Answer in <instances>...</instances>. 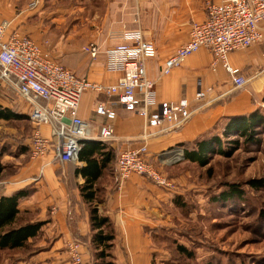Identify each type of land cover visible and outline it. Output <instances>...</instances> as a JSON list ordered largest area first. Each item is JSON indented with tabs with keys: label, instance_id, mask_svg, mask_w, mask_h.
I'll use <instances>...</instances> for the list:
<instances>
[{
	"label": "crops",
	"instance_id": "crops-1",
	"mask_svg": "<svg viewBox=\"0 0 264 264\" xmlns=\"http://www.w3.org/2000/svg\"><path fill=\"white\" fill-rule=\"evenodd\" d=\"M87 1L89 4H83L80 9L70 3L58 6L55 0H40L39 6L31 10L27 7V0L23 3L0 0V19L11 20L10 30L33 38L51 52L56 62L77 76L105 85L116 83L121 75L107 70L105 51L123 42V31L140 28L144 38L156 45L157 54L147 59L146 66L149 78L155 83L158 100L178 102L187 99L194 108H198L184 125L157 133L147 140L149 157L154 163L159 160L169 166L179 163L184 158L183 155L177 160L183 152L181 143L206 132L219 118L252 112L258 107L252 104V99L257 102L264 97V47L261 44L229 54L231 67L248 79L234 97L231 95L237 90H234L228 71L221 64L212 68L213 55L206 48L190 55L169 74L162 73L165 60L190 39L192 23L206 19L207 2L220 3L223 0ZM93 5L96 8L100 6L94 14L89 9ZM77 9L83 11L81 25L75 19ZM262 25L264 27V22ZM91 42L100 47L95 59L83 50ZM198 95H201V101L196 100ZM228 95V100L233 98L231 105L224 99ZM100 101H111V98L102 92L86 91L81 98L79 114L94 121L92 134L95 137L99 135L101 124H112L113 137L107 141H87L102 142L107 146L105 150L114 154L95 185L100 200L96 202L98 210L111 220L115 230L114 262L177 264L168 252L157 247L155 235L158 234L157 229L170 225L167 208L174 204V197L180 192L160 187L139 174L118 183L117 156L122 150L139 147L144 142L141 135L146 122L117 104L113 105L117 112L114 120L100 117L94 112ZM234 102L238 105H233ZM223 103L225 105L221 107ZM15 112L28 115L29 105L17 108ZM42 130L46 135L50 133L47 125H43ZM104 156H97L100 162ZM2 163L18 170L0 182V196L26 191L19 201V210L23 216H32L31 222L42 223L39 234L29 240L35 242L34 248L18 264H66L68 244L74 241L82 243L83 257L91 262L90 207L80 190L85 179L76 173V169L85 166L86 162L78 158L60 163L53 154H48L43 158L30 157L25 165H21V161L20 164ZM162 237L169 238V235L162 234Z\"/></svg>",
	"mask_w": 264,
	"mask_h": 264
},
{
	"label": "built area",
	"instance_id": "built-area-1",
	"mask_svg": "<svg viewBox=\"0 0 264 264\" xmlns=\"http://www.w3.org/2000/svg\"><path fill=\"white\" fill-rule=\"evenodd\" d=\"M40 0H32L28 9H36ZM206 19L193 22L190 39L165 60L163 74H169L201 48L213 55L212 68L221 64L229 73L234 89L245 86L248 79L233 69L229 54L255 44L264 47V0H223L207 2ZM12 21L0 19V92L11 87L29 105L28 116L33 124L30 136L32 158L53 154L60 163L78 160L84 141L113 137L111 123L101 124L99 135L92 134L93 120L79 114L81 98L86 91L104 93L111 101H100L94 112L109 121L117 115L114 104L135 113L146 122L141 135L144 142L139 147L122 150L116 159V177L123 183L133 174L144 176L160 187L174 190L175 185L150 160L147 140L160 132L184 125L198 108L187 99L178 102L159 101L154 81L147 73L146 61L157 54L153 41L144 38L140 28L125 30L123 42L107 49L106 68L120 72L116 83L105 85L77 76L56 62L51 52L30 36L10 30ZM83 50L97 58L100 47L91 42ZM201 101V95L196 97ZM47 125L46 135L42 126ZM156 129V130H152ZM183 158V152L178 159ZM69 259L66 264H88L81 244H68Z\"/></svg>",
	"mask_w": 264,
	"mask_h": 264
},
{
	"label": "rangeland",
	"instance_id": "rangeland-1",
	"mask_svg": "<svg viewBox=\"0 0 264 264\" xmlns=\"http://www.w3.org/2000/svg\"><path fill=\"white\" fill-rule=\"evenodd\" d=\"M19 1L23 3L24 0ZM27 1L28 7L32 0ZM48 3L53 4L51 1ZM54 3L58 6L70 3L82 9L83 4H89V1L55 0ZM99 7L93 5L89 9L94 14L99 11ZM75 19L82 24V10L76 12ZM240 89H234L237 91L230 95L237 96ZM3 92L4 94L0 92V104L3 108L17 110L27 107V102L11 87H4ZM230 95L224 99L228 100ZM227 102L231 105L233 98ZM235 104L238 105L237 102L233 105ZM252 104H257L256 109H260L264 115V97L257 102L253 98ZM224 105L223 103L221 107ZM222 119L223 117L217 119L210 130L221 133L225 124ZM32 131L33 124L29 116L19 120L0 119V161L19 164L21 161V165L30 161L28 143ZM233 138L235 136L228 139ZM254 138L256 139L253 142L247 143L245 137H240L241 146L237 150L229 155L211 156L205 167L184 158L171 166L164 161H155V165L175 185V190L180 192L178 194L187 197L189 204L188 214L171 204L167 208L170 225L165 224L164 228L156 230L157 247L168 252L172 259L180 264H264V187L256 189L250 185L252 180L264 183V128ZM225 145L226 151L230 152L232 143L226 141ZM17 170L10 164L6 166L0 182L7 180ZM233 185L242 190L241 197H234L226 202L212 201ZM31 217L24 215L22 219ZM162 234H168L169 238H163ZM30 243L32 250L35 242ZM178 243L194 251L195 262L176 251ZM80 244L82 245L81 242ZM26 252L0 251V264H18V260Z\"/></svg>",
	"mask_w": 264,
	"mask_h": 264
},
{
	"label": "trees",
	"instance_id": "trees-1",
	"mask_svg": "<svg viewBox=\"0 0 264 264\" xmlns=\"http://www.w3.org/2000/svg\"><path fill=\"white\" fill-rule=\"evenodd\" d=\"M27 116L10 108H3L0 104V119L19 120ZM222 121H225V124L221 133L209 129L195 139L180 144L183 148L184 160L205 167L209 164L211 156L231 154L241 146L240 137H245L247 143L253 142L256 139L254 138L255 134L264 128V115L260 109L245 114L225 116ZM234 136L235 138L228 139ZM226 141L232 143L230 152L226 151ZM106 147L102 142L84 141L78 158L86 162V165L76 169V173L81 174L85 179V182L80 185V190L90 207L92 264H115L112 253L115 230L111 220L99 212L96 204L100 200L95 185L102 175L103 169L114 156L110 150H105ZM102 154L106 156L100 162L97 156ZM4 169L5 166L0 161V179L3 176ZM250 185L256 189L264 187V183L255 180L250 181ZM242 194V190L237 185H233L212 201L226 202L234 197H241ZM25 195L26 191L19 190L9 196H0V251H27L22 259L31 251L30 238L36 237L42 226L41 222L33 223L28 218L22 219L23 215L19 210V201ZM187 202L188 199L185 195L178 194L174 197L175 207L184 214H188L189 204ZM176 251L186 258L193 259V262L196 261L195 253L189 247L178 243ZM22 259L20 258L16 262L19 263ZM178 263L180 264L177 261Z\"/></svg>",
	"mask_w": 264,
	"mask_h": 264
}]
</instances>
